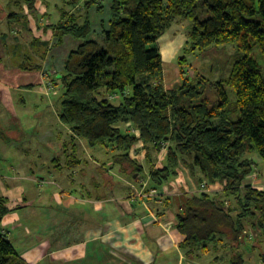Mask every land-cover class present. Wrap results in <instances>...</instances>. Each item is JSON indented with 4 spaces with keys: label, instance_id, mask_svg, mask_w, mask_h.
I'll return each mask as SVG.
<instances>
[{
    "label": "trees",
    "instance_id": "trees-1",
    "mask_svg": "<svg viewBox=\"0 0 264 264\" xmlns=\"http://www.w3.org/2000/svg\"><path fill=\"white\" fill-rule=\"evenodd\" d=\"M24 1L34 12L35 0ZM80 2L70 0L69 5L75 8ZM101 4L85 0L81 10L51 25L59 42L67 35L82 40L69 53L62 76L54 79L63 88L60 118L91 146L119 152L116 163L139 174L145 167L130 155L143 142L151 186L176 179L182 158L191 160L201 189L221 182L220 193L202 189L188 194L186 216L177 219L185 235L181 247L199 257L229 246L230 264L243 263L239 248L245 241V219L259 215L264 227V190L245 183L257 168L250 155L264 161V78L253 55L258 46L264 58V0H112L109 28L99 41L90 38V11L102 10ZM205 11L209 15L202 18ZM185 20L191 25L178 56L182 82L168 89L160 38ZM231 42L243 52L228 79L236 93L233 101L222 80L214 83L216 95L201 89L208 77L189 58ZM120 123L139 130L140 137L121 130ZM164 142L168 152L157 166ZM10 211L8 198L0 196V228ZM0 264H28L1 229Z\"/></svg>",
    "mask_w": 264,
    "mask_h": 264
},
{
    "label": "crops",
    "instance_id": "crops-1",
    "mask_svg": "<svg viewBox=\"0 0 264 264\" xmlns=\"http://www.w3.org/2000/svg\"><path fill=\"white\" fill-rule=\"evenodd\" d=\"M2 1L0 196L8 198L11 211L0 229L19 255L28 264H230L229 246L199 257L188 255L181 247L185 235L177 228L178 216H186L188 194L202 189L220 193L224 189L221 182L201 189L189 166L191 160L182 158L176 179L162 187L151 186L143 142L130 155L145 167L139 174L127 164L116 163L119 152L91 146L71 126L65 136L54 127L51 130L47 119L43 122L37 111L39 102L48 95L52 77L62 76L69 53L82 43L72 35L59 42L51 25L83 6L67 10L60 9L58 3L54 6L48 0H35L31 12L24 0H10L5 7ZM101 2L110 21L112 0L108 8ZM91 10L94 32H99L96 26L101 32L107 30L106 16L94 23L93 11L97 9ZM13 12L19 15L11 19ZM53 13L57 14L53 20L58 21L49 17ZM175 26L177 23L160 43L164 36L171 38L173 47L183 37L186 42L185 32ZM165 86L170 88L166 79ZM117 127L141 135L129 123ZM165 156L158 157L157 166ZM250 156L256 159L257 168L245 183L264 190V182L258 178V167L264 172V163L255 154ZM238 213L240 209L234 211L235 218ZM258 220L259 215L245 219L244 243L246 239L254 243L249 253L240 245L245 258L241 264H264V227ZM253 251H260V256L252 258ZM219 256L224 258L216 259Z\"/></svg>",
    "mask_w": 264,
    "mask_h": 264
},
{
    "label": "rangeland",
    "instance_id": "rangeland-1",
    "mask_svg": "<svg viewBox=\"0 0 264 264\" xmlns=\"http://www.w3.org/2000/svg\"><path fill=\"white\" fill-rule=\"evenodd\" d=\"M10 0H4L2 1L3 6L5 7ZM50 3H52L54 6L58 3L60 5V9H67L70 10L73 8L72 6L69 5L70 0H48ZM103 1V0H101ZM85 0H81V2L78 5L84 6ZM105 7L108 8L109 6V0H104ZM54 12L57 13L56 9H53ZM92 11V10H91ZM108 10L102 9V10H94L93 11V20L94 23L98 22V19H100L101 15L103 17L106 16V22L108 21L109 24V15H108ZM209 14L207 11H205L202 14V18L207 17ZM57 16V14L49 15L52 21H58V20H53L56 19L54 17ZM191 21H179L177 22V26H175L177 31L185 32L188 28H190ZM97 30L99 29V32H92L90 35V38L92 39H97L99 41H102V36L104 32H101L100 26L95 27ZM175 30V29H173ZM173 30L171 32H173ZM170 31V30H169ZM168 31V33H169ZM174 35V34H173ZM187 37V36H186ZM76 39V38H75ZM171 38L168 36H164V38L161 40L160 46H161V51L165 60V79L166 83L170 87L169 89H173L177 87L182 82V78H179L180 70L178 66V56L183 54L182 52V47L184 46V37L182 40L178 39L176 42H174V47L173 44L170 41ZM187 40V39H186ZM182 44L181 47L180 44ZM176 47V48H175ZM253 55L255 58L258 60L260 64V68L262 71V76L264 78V58L261 54L260 49L258 46L255 47ZM243 56V52L239 50L235 42L228 43L226 45H222L219 47H213L209 48L207 51L204 52H196L195 54H191L189 56L190 58V63L192 64L193 68L197 69L200 73L208 77V80H206L203 84H201V89H204L208 91L209 89L213 92L215 85L217 82L221 81L223 82L226 91L230 97V99L233 101L236 99V93L233 90V88L228 84V79L230 76V72L232 69V66L234 62L238 59H240ZM181 76V74H180ZM52 78H55L57 81V75L53 76ZM54 79H52L51 83L53 85V88H48V92H46L48 95H45L43 100L39 102V108L37 109L38 112L41 113V116L43 117V122H45V119L50 124V129L53 130L52 127L55 128V132L63 133L65 136H68V127L70 125L64 123L62 119L60 118V112L62 110V96H63V88L61 84H54ZM215 92V91H214ZM213 92V93H214ZM216 95V93H214ZM213 95V96H214ZM116 96V95H115ZM111 99H113L111 97ZM119 100L116 99V102ZM35 115H34V120H35ZM41 120V119H39ZM61 123V124H59ZM63 124L65 126H63ZM3 131H6V128L3 129ZM5 147V146H4ZM99 150L103 148V145H98L97 146ZM256 155V154H255ZM257 158L258 155H256ZM262 160V159H261ZM264 163V161H263ZM162 165V162L160 161V165ZM258 173L259 179H262V182H264V172L261 171L260 167H258ZM253 241H248L246 239V243H244V247L246 248V252L249 253V250L251 249V245H253ZM253 257L255 258L257 256H260L261 252L260 251H253ZM258 258V257H257ZM247 261V260H246ZM246 264H253V262L249 263L247 262Z\"/></svg>",
    "mask_w": 264,
    "mask_h": 264
},
{
    "label": "built area",
    "instance_id": "built-area-1",
    "mask_svg": "<svg viewBox=\"0 0 264 264\" xmlns=\"http://www.w3.org/2000/svg\"><path fill=\"white\" fill-rule=\"evenodd\" d=\"M49 88H53V85H52L51 82H50V84H49ZM111 97H112V98H115V96H111ZM136 130H137V129H136ZM137 132H139V130H137ZM162 147H163V148H162V152H161L160 157L165 156V155L167 154V152H168V143H167V142H164ZM133 150L135 151V148H134Z\"/></svg>",
    "mask_w": 264,
    "mask_h": 264
}]
</instances>
